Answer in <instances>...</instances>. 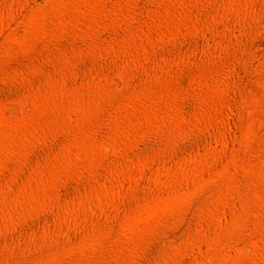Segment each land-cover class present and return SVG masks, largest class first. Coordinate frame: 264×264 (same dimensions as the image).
I'll return each instance as SVG.
<instances>
[{"label": "rangeland", "instance_id": "rangeland-1", "mask_svg": "<svg viewBox=\"0 0 264 264\" xmlns=\"http://www.w3.org/2000/svg\"><path fill=\"white\" fill-rule=\"evenodd\" d=\"M0 264H264V0H0Z\"/></svg>", "mask_w": 264, "mask_h": 264}]
</instances>
